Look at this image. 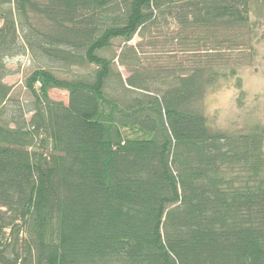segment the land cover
<instances>
[{
	"label": "trees",
	"instance_id": "trees-1",
	"mask_svg": "<svg viewBox=\"0 0 264 264\" xmlns=\"http://www.w3.org/2000/svg\"><path fill=\"white\" fill-rule=\"evenodd\" d=\"M259 3L0 0V264H264V126L204 111ZM170 28L189 65L144 64L130 42Z\"/></svg>",
	"mask_w": 264,
	"mask_h": 264
},
{
	"label": "rangeland",
	"instance_id": "rangeland-1",
	"mask_svg": "<svg viewBox=\"0 0 264 264\" xmlns=\"http://www.w3.org/2000/svg\"><path fill=\"white\" fill-rule=\"evenodd\" d=\"M254 9V7H253ZM251 21L247 27L246 46L229 47L222 52L226 55L223 66L235 70L233 75L220 77L218 82L210 87L204 99V111L212 128L239 131L255 124L264 126V3H259L250 13ZM1 25V21H0ZM171 31L153 30L145 38L136 36L130 44H141L140 50L143 63L159 60L163 65L171 66L176 56L182 64L189 65L190 54L179 51L172 53L171 49L180 50L177 42L170 43ZM244 39V40H245ZM149 42L155 44L150 46ZM121 40L114 41V49L120 51ZM172 54V55H171ZM163 59V60H162ZM178 63V61H177ZM126 78L128 72L124 66L117 64ZM8 68L13 72L4 79L10 85L15 96L24 102L30 98L24 83L26 77L36 68L35 62L29 56H19L9 59ZM50 97L68 102V92L61 89H51Z\"/></svg>",
	"mask_w": 264,
	"mask_h": 264
}]
</instances>
